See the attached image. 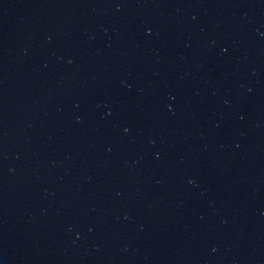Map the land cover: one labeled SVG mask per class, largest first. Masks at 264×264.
Returning a JSON list of instances; mask_svg holds the SVG:
<instances>
[{
  "label": "water",
  "instance_id": "water-1",
  "mask_svg": "<svg viewBox=\"0 0 264 264\" xmlns=\"http://www.w3.org/2000/svg\"><path fill=\"white\" fill-rule=\"evenodd\" d=\"M0 264H264V0H0Z\"/></svg>",
  "mask_w": 264,
  "mask_h": 264
}]
</instances>
